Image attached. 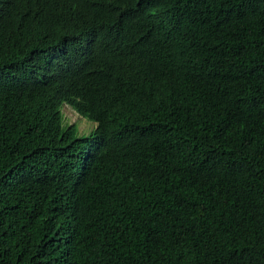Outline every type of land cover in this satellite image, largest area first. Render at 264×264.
<instances>
[{
    "label": "trees",
    "instance_id": "trees-1",
    "mask_svg": "<svg viewBox=\"0 0 264 264\" xmlns=\"http://www.w3.org/2000/svg\"><path fill=\"white\" fill-rule=\"evenodd\" d=\"M0 264H264V0H0Z\"/></svg>",
    "mask_w": 264,
    "mask_h": 264
},
{
    "label": "rangeland",
    "instance_id": "rangeland-1",
    "mask_svg": "<svg viewBox=\"0 0 264 264\" xmlns=\"http://www.w3.org/2000/svg\"><path fill=\"white\" fill-rule=\"evenodd\" d=\"M63 115L64 125H74L77 129V135L89 134L94 127V122L80 116L68 104L63 103L60 107Z\"/></svg>",
    "mask_w": 264,
    "mask_h": 264
},
{
    "label": "clouds",
    "instance_id": "clouds-1",
    "mask_svg": "<svg viewBox=\"0 0 264 264\" xmlns=\"http://www.w3.org/2000/svg\"><path fill=\"white\" fill-rule=\"evenodd\" d=\"M76 112V111H75ZM77 113V112H76ZM81 116V115H80Z\"/></svg>",
    "mask_w": 264,
    "mask_h": 264
}]
</instances>
